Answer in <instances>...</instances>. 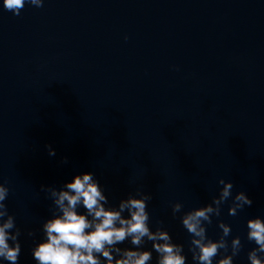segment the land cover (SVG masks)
Wrapping results in <instances>:
<instances>
[{"label": "water", "instance_id": "95a60500", "mask_svg": "<svg viewBox=\"0 0 264 264\" xmlns=\"http://www.w3.org/2000/svg\"><path fill=\"white\" fill-rule=\"evenodd\" d=\"M89 171L113 203L151 194L152 224L186 253L171 204L204 206L232 182L253 204L229 216L226 203L219 219L244 244L235 264H248L246 222L264 216V0H45L19 16L0 6V183L20 264H35L27 232L38 239L50 215L41 186ZM219 231L214 218L208 235Z\"/></svg>", "mask_w": 264, "mask_h": 264}, {"label": "clouds", "instance_id": "9594fccd", "mask_svg": "<svg viewBox=\"0 0 264 264\" xmlns=\"http://www.w3.org/2000/svg\"><path fill=\"white\" fill-rule=\"evenodd\" d=\"M44 3L0 0V6L15 16L26 6L41 8ZM47 147L55 156V150ZM6 185L7 181L0 183V264H20L22 233L5 203L10 194ZM218 185L217 195L204 206L185 212L182 203L171 204L172 216L179 214L190 237L187 253L163 221L152 224L148 211L152 196L139 187L113 203L91 171L73 175L59 188L42 185L41 192L51 201L50 215L41 224L38 239L35 232H27L33 237L32 260L35 264H188L190 254L191 264H235L244 244L239 235L229 241L232 226L219 218L226 203L228 215L236 216L253 200L244 191L233 194L230 181L220 179ZM214 218L220 230L216 239L208 235ZM246 229V240L255 245L247 252L248 264H264V216L248 219Z\"/></svg>", "mask_w": 264, "mask_h": 264}]
</instances>
